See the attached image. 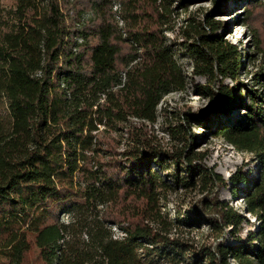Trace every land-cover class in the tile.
I'll list each match as a JSON object with an SVG mask.
<instances>
[{
    "label": "trees",
    "instance_id": "trees-1",
    "mask_svg": "<svg viewBox=\"0 0 264 264\" xmlns=\"http://www.w3.org/2000/svg\"><path fill=\"white\" fill-rule=\"evenodd\" d=\"M120 9L121 27L111 0H0V264H156L157 246L155 256L175 258L180 244L155 227L164 224L167 183L159 171L168 161L184 172L182 183L198 178L206 186L194 216L175 222H204L215 232L248 222L218 198L224 181L192 150L193 137L164 149L143 130L161 98L185 87L164 35L170 2L120 0ZM208 17L186 34L193 39L184 49L193 74L208 78L202 93L211 102L182 111L178 124L195 119L208 128L210 116L246 107L214 132L255 154V175L240 192L258 223L227 250L215 235L194 258L227 264L228 254L239 264H264V94L237 81L235 48ZM251 78L264 86V67Z\"/></svg>",
    "mask_w": 264,
    "mask_h": 264
},
{
    "label": "rangeland",
    "instance_id": "rangeland-1",
    "mask_svg": "<svg viewBox=\"0 0 264 264\" xmlns=\"http://www.w3.org/2000/svg\"><path fill=\"white\" fill-rule=\"evenodd\" d=\"M116 1L120 4V0ZM168 1L172 11L167 24L169 28L164 35L166 43L170 46L176 62L185 75V87L175 89L161 98L157 105L155 121L144 122L143 130L146 131L152 144L164 149L182 146L185 143L184 135L193 137L192 150L202 152L206 165L218 173L224 181L225 186L219 189L218 198L240 211L248 221L241 222L237 227L219 229L217 232L204 222L198 226L175 222L178 219H187L190 213L194 216L195 211L192 212V210L206 193V186L198 178L192 180L190 184L182 183L181 177L184 172L177 169L170 161L163 163V168L159 172L162 180L167 183L166 188L160 191V209L164 224L155 225V227L162 235L179 243L180 247L173 259L155 256V249H163L159 246L152 248L150 257L156 264H199L194 258V252L211 242L215 235L222 238L221 245L227 250L236 245L238 238H245L249 228H254L258 223L251 214L244 211L243 193L240 192L245 189V182L255 175V154L237 150L235 146L214 132L215 127L221 123L233 118H242L247 111L243 104L233 106L228 112L220 115L210 116L206 122L208 128L203 127L202 120L195 119L189 120L184 127L179 126L177 116L182 111L201 112L211 102L202 93L203 87L208 84V78L193 74L192 59L184 49V41H192L193 37L188 38L186 34L192 35V27L202 26L208 15V18L219 25L215 33L220 34L222 39L235 48V57L240 65L236 73L237 81L245 84L248 89L256 88L264 94V86L253 85L251 78L252 73H257L264 67V53L255 47L256 36H254L258 34L264 47V0ZM252 1H255L257 7L248 14V7ZM117 11L112 7L114 20L121 27L123 20L121 24H118L114 16ZM119 14L121 16V9ZM224 81L228 85L234 84V81L229 78ZM125 137L124 135L118 145V151L125 147ZM238 176L246 180L231 181L233 177ZM63 218L67 219L65 216ZM166 251L170 249L167 248ZM226 261L227 264H239L228 254ZM200 263L206 264L203 261Z\"/></svg>",
    "mask_w": 264,
    "mask_h": 264
},
{
    "label": "built area",
    "instance_id": "built-area-1",
    "mask_svg": "<svg viewBox=\"0 0 264 264\" xmlns=\"http://www.w3.org/2000/svg\"><path fill=\"white\" fill-rule=\"evenodd\" d=\"M111 1H112V7H113L115 10H118V11L114 14V16H115L116 20L118 21V24H121V23H122V19H121V16H120V14H119L120 4H119V2H117L116 0H111ZM112 228H113L115 234H116V233L119 234V233H118V229H116L115 226H113Z\"/></svg>",
    "mask_w": 264,
    "mask_h": 264
}]
</instances>
